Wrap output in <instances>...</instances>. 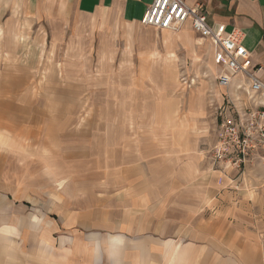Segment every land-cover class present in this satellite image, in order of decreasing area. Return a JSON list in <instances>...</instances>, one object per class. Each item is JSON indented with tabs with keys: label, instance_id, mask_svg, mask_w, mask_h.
I'll return each instance as SVG.
<instances>
[{
	"label": "crops",
	"instance_id": "obj_1",
	"mask_svg": "<svg viewBox=\"0 0 264 264\" xmlns=\"http://www.w3.org/2000/svg\"><path fill=\"white\" fill-rule=\"evenodd\" d=\"M152 1L0 0V20L14 13L60 31L78 30V18L96 20V30L116 21L156 30L139 23ZM182 1L202 6L213 28L242 31L264 82V0ZM176 33L161 31L159 41L168 88L178 82L179 49L194 62H207L217 88L190 91L185 103L179 92L159 116L139 106L123 119L125 130L117 138L66 135L65 110L59 118L55 110L58 102L68 108L71 99L55 102L52 88L17 97L28 105L22 109L38 139L22 143L19 151L6 150L17 170L0 172V264H264V160L254 154L240 172L213 168L207 157L219 121L230 114L229 100L250 108L247 83L237 75L229 88L219 86L212 45L189 21ZM209 90L218 103L214 136L210 148L200 151L196 134L205 130Z\"/></svg>",
	"mask_w": 264,
	"mask_h": 264
},
{
	"label": "rangeland",
	"instance_id": "obj_2",
	"mask_svg": "<svg viewBox=\"0 0 264 264\" xmlns=\"http://www.w3.org/2000/svg\"><path fill=\"white\" fill-rule=\"evenodd\" d=\"M76 23L78 30L60 31L14 13L0 20V140L8 141H0V172H6V167L11 174L17 170L14 155L7 149L19 151L24 149L22 143L30 145L37 138L30 115L22 109L28 105L17 100L23 93L29 97L30 92L52 88L55 96L49 97L55 102L70 98L68 108L58 102L55 110L56 118L62 114L59 110H65L66 135L112 134L117 138L125 130L123 119L136 113L139 106L159 116L165 102L177 98L179 92L185 103L188 92L216 87L215 72L206 71L207 62L201 57L194 62L179 49L174 52L178 82L168 88L159 67L164 55L161 31L126 27L118 21L96 30V20L89 18H78ZM204 96L210 112L204 118V132L196 134L200 151L212 145L218 106L211 90ZM43 97L49 98L46 93Z\"/></svg>",
	"mask_w": 264,
	"mask_h": 264
},
{
	"label": "built area",
	"instance_id": "obj_3",
	"mask_svg": "<svg viewBox=\"0 0 264 264\" xmlns=\"http://www.w3.org/2000/svg\"><path fill=\"white\" fill-rule=\"evenodd\" d=\"M192 31L210 41L214 61L220 66L219 86L229 88L232 79L240 75L247 83L250 108L244 110L229 99L230 114L218 123V139L208 153L213 168L226 167L242 171L252 155L264 160V82L259 79L261 66L252 64L249 52L243 46L244 34L240 30L226 32L224 25L213 28L207 23L202 6H187L182 0H153L143 13L140 24L158 31L178 32L187 22ZM232 111V112H231Z\"/></svg>",
	"mask_w": 264,
	"mask_h": 264
}]
</instances>
